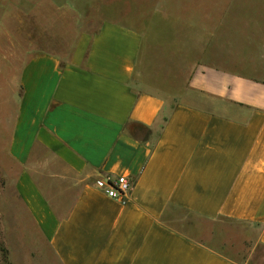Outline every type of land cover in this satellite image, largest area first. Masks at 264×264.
Listing matches in <instances>:
<instances>
[{
	"label": "crops",
	"instance_id": "crops-1",
	"mask_svg": "<svg viewBox=\"0 0 264 264\" xmlns=\"http://www.w3.org/2000/svg\"><path fill=\"white\" fill-rule=\"evenodd\" d=\"M179 1L25 56L1 167L56 264H264V5Z\"/></svg>",
	"mask_w": 264,
	"mask_h": 264
},
{
	"label": "rangeland",
	"instance_id": "rangeland-1",
	"mask_svg": "<svg viewBox=\"0 0 264 264\" xmlns=\"http://www.w3.org/2000/svg\"><path fill=\"white\" fill-rule=\"evenodd\" d=\"M179 3L167 0L166 4ZM235 3L264 5V0H235ZM114 4L115 0H0L1 135L8 132L15 112V85L25 56L39 51L68 56L81 34L93 32L100 20L114 13ZM2 154L0 148V243L7 250L8 264H56L17 202L13 185L1 167L6 161ZM232 232L234 235L227 232L225 237L240 238L235 235L237 231Z\"/></svg>",
	"mask_w": 264,
	"mask_h": 264
},
{
	"label": "built area",
	"instance_id": "built-area-1",
	"mask_svg": "<svg viewBox=\"0 0 264 264\" xmlns=\"http://www.w3.org/2000/svg\"><path fill=\"white\" fill-rule=\"evenodd\" d=\"M91 184L96 189L105 193L109 198L117 200H122L131 189V182L125 176H119L114 179L109 177H97L91 180Z\"/></svg>",
	"mask_w": 264,
	"mask_h": 264
},
{
	"label": "trees",
	"instance_id": "trees-1",
	"mask_svg": "<svg viewBox=\"0 0 264 264\" xmlns=\"http://www.w3.org/2000/svg\"><path fill=\"white\" fill-rule=\"evenodd\" d=\"M0 254L2 258V264H8V253L7 250L3 247V245L0 243Z\"/></svg>",
	"mask_w": 264,
	"mask_h": 264
}]
</instances>
